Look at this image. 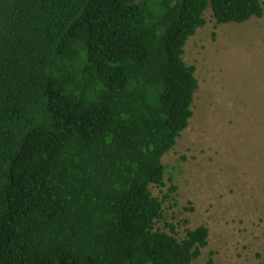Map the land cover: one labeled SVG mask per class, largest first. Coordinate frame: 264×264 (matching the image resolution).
<instances>
[{
  "label": "trees",
  "instance_id": "16d2710c",
  "mask_svg": "<svg viewBox=\"0 0 264 264\" xmlns=\"http://www.w3.org/2000/svg\"><path fill=\"white\" fill-rule=\"evenodd\" d=\"M208 7L217 25L264 14L262 0H0V264L198 258L208 228L179 239L151 185L193 114L182 54Z\"/></svg>",
  "mask_w": 264,
  "mask_h": 264
},
{
  "label": "rangeland",
  "instance_id": "374dc122",
  "mask_svg": "<svg viewBox=\"0 0 264 264\" xmlns=\"http://www.w3.org/2000/svg\"><path fill=\"white\" fill-rule=\"evenodd\" d=\"M204 17L182 54L196 67L193 114L162 158L163 185L151 191L160 199L167 195L164 218L179 239L198 225L208 228V243L190 264H261L264 14L217 25L208 7Z\"/></svg>",
  "mask_w": 264,
  "mask_h": 264
}]
</instances>
